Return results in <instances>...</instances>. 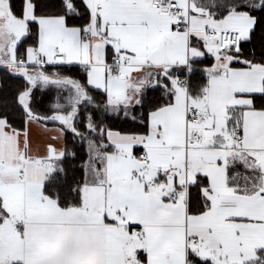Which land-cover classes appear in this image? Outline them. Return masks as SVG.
<instances>
[{"label": "snow or ice", "instance_id": "1", "mask_svg": "<svg viewBox=\"0 0 264 264\" xmlns=\"http://www.w3.org/2000/svg\"><path fill=\"white\" fill-rule=\"evenodd\" d=\"M0 264H264V0H0Z\"/></svg>", "mask_w": 264, "mask_h": 264}]
</instances>
